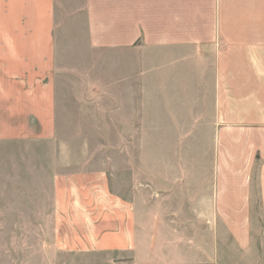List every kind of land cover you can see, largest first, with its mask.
I'll return each instance as SVG.
<instances>
[{
  "label": "crops",
  "instance_id": "obj_1",
  "mask_svg": "<svg viewBox=\"0 0 264 264\" xmlns=\"http://www.w3.org/2000/svg\"><path fill=\"white\" fill-rule=\"evenodd\" d=\"M29 96L166 157L28 169L14 264H264V0H0V135Z\"/></svg>",
  "mask_w": 264,
  "mask_h": 264
},
{
  "label": "rangeland",
  "instance_id": "obj_2",
  "mask_svg": "<svg viewBox=\"0 0 264 264\" xmlns=\"http://www.w3.org/2000/svg\"><path fill=\"white\" fill-rule=\"evenodd\" d=\"M33 99L29 100L33 104L27 102L28 118L21 119L25 116L13 112L0 135V262L4 258L6 264H14L16 258L24 255L22 251L31 241L39 247L45 227L43 209L30 206L32 200H40L39 193L25 192L29 177L24 174L28 169L33 183L46 179L39 174L47 169L73 165H96L119 178L126 162L143 161L148 166L153 158L166 157V150L163 152L155 142L160 137H120L111 115L109 122L101 123L100 118L89 123L82 116L83 111L76 109L70 111L77 114L71 120L58 116L54 119L52 111L30 110L35 108ZM58 112L67 114L56 110L54 115ZM60 121L65 124L58 125Z\"/></svg>",
  "mask_w": 264,
  "mask_h": 264
}]
</instances>
